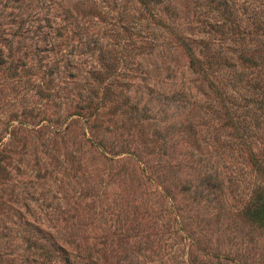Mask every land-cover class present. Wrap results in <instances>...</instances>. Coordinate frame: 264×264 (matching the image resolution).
<instances>
[{
  "label": "rangeland",
  "instance_id": "obj_1",
  "mask_svg": "<svg viewBox=\"0 0 264 264\" xmlns=\"http://www.w3.org/2000/svg\"><path fill=\"white\" fill-rule=\"evenodd\" d=\"M264 0H0V264H264Z\"/></svg>",
  "mask_w": 264,
  "mask_h": 264
},
{
  "label": "trees",
  "instance_id": "obj_2",
  "mask_svg": "<svg viewBox=\"0 0 264 264\" xmlns=\"http://www.w3.org/2000/svg\"><path fill=\"white\" fill-rule=\"evenodd\" d=\"M251 214L258 218L264 216V196L256 201Z\"/></svg>",
  "mask_w": 264,
  "mask_h": 264
}]
</instances>
